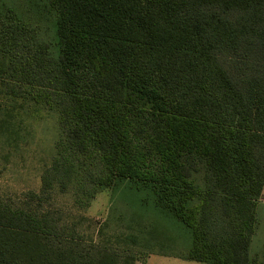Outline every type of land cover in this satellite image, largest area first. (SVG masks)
Here are the masks:
<instances>
[{
	"label": "trees",
	"instance_id": "1",
	"mask_svg": "<svg viewBox=\"0 0 264 264\" xmlns=\"http://www.w3.org/2000/svg\"><path fill=\"white\" fill-rule=\"evenodd\" d=\"M26 3L46 27L0 0V93L53 112L59 138L40 190L0 204V264H130L52 202L124 182L188 231L180 256L258 264L264 0Z\"/></svg>",
	"mask_w": 264,
	"mask_h": 264
},
{
	"label": "rangeland",
	"instance_id": "2",
	"mask_svg": "<svg viewBox=\"0 0 264 264\" xmlns=\"http://www.w3.org/2000/svg\"><path fill=\"white\" fill-rule=\"evenodd\" d=\"M4 1L41 31L45 29L44 18L26 0ZM58 138L53 112L0 93V204L40 190L41 176L54 157ZM128 188L124 182L114 191L98 193L87 207L75 203L72 191L54 193L52 202L85 242L112 246L130 264H151V257L155 264H206L180 256L190 247L188 231L174 219L161 216L151 203L144 205L143 196ZM256 212L259 223L250 255L264 264V188ZM134 236L136 242H131Z\"/></svg>",
	"mask_w": 264,
	"mask_h": 264
},
{
	"label": "crops",
	"instance_id": "3",
	"mask_svg": "<svg viewBox=\"0 0 264 264\" xmlns=\"http://www.w3.org/2000/svg\"><path fill=\"white\" fill-rule=\"evenodd\" d=\"M257 205H258V204H257ZM256 213H257V212H256ZM153 259H154V257H151V258H150V260H151L150 263H151V264H155V263H156V262H155V263L153 262ZM192 262H195V261H192ZM197 263H200V262H197Z\"/></svg>",
	"mask_w": 264,
	"mask_h": 264
}]
</instances>
